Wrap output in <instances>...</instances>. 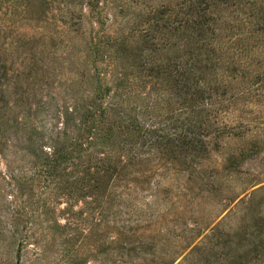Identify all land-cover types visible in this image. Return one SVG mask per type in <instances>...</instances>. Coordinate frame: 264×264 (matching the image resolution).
Here are the masks:
<instances>
[{
  "label": "rangeland",
  "instance_id": "obj_1",
  "mask_svg": "<svg viewBox=\"0 0 264 264\" xmlns=\"http://www.w3.org/2000/svg\"><path fill=\"white\" fill-rule=\"evenodd\" d=\"M0 264H264V0H0Z\"/></svg>",
  "mask_w": 264,
  "mask_h": 264
},
{
  "label": "trees",
  "instance_id": "obj_2",
  "mask_svg": "<svg viewBox=\"0 0 264 264\" xmlns=\"http://www.w3.org/2000/svg\"><path fill=\"white\" fill-rule=\"evenodd\" d=\"M115 85H106L105 87L103 86V84L101 83V81L98 78V89L95 90L94 94V98L95 99H100V98H104V96L106 97L109 93H111L113 91V89L118 90V88L121 85V77L117 76L116 77V83H114ZM103 114V113H102ZM83 123V122H82ZM86 123V125L84 126V128H81L80 133L77 134L76 137H73V143H74V148L68 152V154L65 153L66 149H57L56 147L54 148V152L52 154H50L49 156L45 157V160L43 162V167H47V168H53L54 170H58V167H61L62 165L64 166L65 163L69 162L70 159L73 160V158L78 157L80 160L77 163L73 162V165H76L77 167H79V164H82L84 167V175H80L78 176V178L74 179L73 181H75L76 183H78V181H82L84 183V189L88 188V186H90V188L96 186V184H98L100 181H104L106 179L111 180L112 178H114L115 176L122 174V171L125 170V168L127 167V162H125V159L122 156H118V155H112L111 154H106V153H100V155L94 154V162L95 165L93 167L90 166V161L93 157V154H89V155H84L83 157V151H88L89 148H91V143H92V133L93 132V124H89V119L86 118L84 120V124ZM94 134V133H93ZM184 134V133H183ZM186 135V134H184ZM185 139L182 142V146H186L188 147L190 144H192V146L196 147L194 142L192 141V139L190 140L187 136H184ZM189 139V140H186ZM155 143L158 144V147H162L164 146L166 143L163 144V142H161L160 140H155ZM163 144V145H162ZM88 148L85 149V147ZM91 167V168H90ZM94 168V170L97 173H92V169ZM97 168V169H96ZM78 169V168H77ZM52 170V169H51ZM51 174H53L54 172L49 171ZM60 173H57L54 175L57 176V178H61L59 176ZM88 175H95L94 180L90 181V179H87ZM59 181V180H58ZM95 183V184H93Z\"/></svg>",
  "mask_w": 264,
  "mask_h": 264
}]
</instances>
